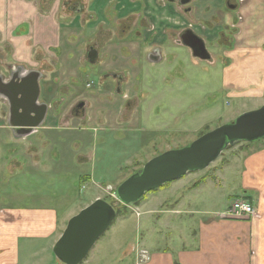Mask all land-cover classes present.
<instances>
[{
    "label": "rangeland",
    "instance_id": "374dc122",
    "mask_svg": "<svg viewBox=\"0 0 264 264\" xmlns=\"http://www.w3.org/2000/svg\"><path fill=\"white\" fill-rule=\"evenodd\" d=\"M253 1L254 3H251L252 0H230L231 4H235L236 8L234 9L231 6L223 7V0H192L186 6L191 11L189 17L184 19L186 23H188L187 21L197 22L194 25V32L203 40L210 55L209 61L193 58L187 47L179 42H172L165 35H159L155 42L161 43L162 55L158 62L152 64L147 57L146 44L142 41L141 36L129 34L126 39L118 40L115 37L108 43L112 48H110V52L102 54L104 61L101 64L81 63L78 70L81 76L77 79L76 91L93 102L97 101L96 97L101 96L100 99L103 100V103L95 105L92 114L87 115L83 113L75 116L72 112L73 106L67 116L69 120L68 124L64 125L66 127L57 133L49 132L46 137L68 139L69 143L61 149L62 164H66L67 168L71 169L68 172L70 175L75 172L77 177L90 176V182L83 178L76 179L75 182L68 180L64 175L66 167H63L64 174H59V176H50L49 173L44 172L41 173V176L48 175L41 177L40 187L34 185L36 188L31 189L30 194L9 195L5 202L2 198L0 206L53 208L58 219H61L64 216L71 218L76 215L89 205L91 202H88L95 196H99L100 198L97 199H102L113 205L120 214L106 232L100 236L85 260L80 264L141 263L149 259L148 254L147 259L139 260L138 251H146L143 249L144 245L147 249L168 247L171 250H176L185 244L188 245L191 241L192 231L196 230L198 222L211 216L210 214L215 210H225L228 196L238 191L237 184L242 162H239L240 167L237 169L235 167L230 169L231 179L221 180L217 173L225 171L222 169L228 162V157L232 155V152L238 153L237 148H229L230 151L226 149L209 167L204 169L207 172L217 170L215 174L212 173L216 176L215 180L208 179L206 184L199 185L204 177L202 170L189 172L156 191L146 193L137 204L129 205L125 209L115 198V190L122 181L139 171L152 158L166 151L185 147L196 140L203 127L207 126L209 131L213 130L230 123L241 113L257 109L264 104V91L261 92V98L248 99L243 96L237 98L239 92L236 89L235 94L231 92L226 72L227 66L230 65L226 54L231 53L233 49L242 50L247 44L257 43V49L264 52V17H262L264 16V0ZM43 2L44 0L40 3L44 4ZM116 3L117 0H98L95 3L97 9L94 11L96 18L105 14L103 9L98 12L99 6L115 5ZM92 4L94 5V3ZM62 5L63 2L61 4L62 12L67 13V7L70 10L74 2L69 0L65 2V6ZM140 5L144 10L145 4L140 3ZM149 6L152 11L153 8L156 9L157 5L155 3L149 4ZM249 6L258 10V15L252 21L247 18L248 14L252 13H248ZM209 8L211 10L205 12ZM139 12L143 15L141 9ZM151 14L153 13L145 12V16H143L149 19L154 17ZM105 17H107L106 14ZM96 18L94 17L93 24L97 23ZM153 21L150 24L154 26L155 30L149 34V39L146 40L147 44L152 41V37L157 32L161 31V28L157 26L160 20L154 17ZM216 21L220 34L207 40L204 39L205 36L196 28L197 24L204 23L205 28L210 30ZM253 24H259L260 33L249 35L247 29L249 26L253 29L255 26ZM87 32L85 29L74 34V40L71 42L73 50H80L84 43H87V39L94 37V35H88ZM177 34L178 31L175 34L176 40ZM160 37L163 38L157 40ZM129 41H132L137 48L135 51L137 59L133 63H127L128 83L126 87L121 85V93L116 94L114 93L116 83L111 77L106 78L105 82L108 88L104 89L102 93L106 95L110 93L112 98L110 99L100 92L92 97L91 93L99 87L102 77L108 75L107 65L117 61L116 64L121 66L125 60L118 61V56H129L126 48H123L124 43H129ZM242 53L245 51L240 53V56L244 57ZM238 70L239 68H237ZM86 82L90 87H85ZM111 88L114 89L111 90ZM259 93L260 91H257V94ZM129 101L136 103L135 107L132 106L128 109L130 113L124 116L125 120H130L129 123L120 121L122 124L119 126L110 122L107 124L106 121L100 123L98 117L102 119L106 115H112L117 112V107L124 110ZM99 102L101 103V101ZM66 103L67 99L66 102L61 103L62 108L66 107ZM0 107L5 108L1 101ZM86 107L87 105L84 109ZM97 109H100L99 113H97ZM119 117H121L120 114L117 118ZM72 127H76V129L73 130ZM39 134L42 132L40 131ZM17 139L9 130L0 129V178L2 180L10 181L8 178L12 174L10 175L9 164L12 159L18 158L22 163L27 158L24 154V145H27V141L22 140L35 141L38 137L30 135L19 139L20 143L14 142L18 141ZM75 140L83 142V145L78 149H82L89 157L87 163L78 170L71 165L74 164V158L78 153V150L72 147V142ZM3 142L11 143L7 147H3L1 146ZM49 155H52L51 152ZM222 156L225 158L222 159ZM23 165L25 168L18 167L12 170L15 182L19 186L21 183L27 182L25 178L29 175V171H26L27 164ZM33 174L29 175L32 183L37 181L33 180L37 173ZM195 183L197 185L192 186ZM171 209L179 211V214L150 213V210L164 212ZM188 211H192V213L185 214ZM23 263L60 264L49 249V241H31L24 250H20V264Z\"/></svg>",
    "mask_w": 264,
    "mask_h": 264
},
{
    "label": "crops",
    "instance_id": "0c3cea01",
    "mask_svg": "<svg viewBox=\"0 0 264 264\" xmlns=\"http://www.w3.org/2000/svg\"><path fill=\"white\" fill-rule=\"evenodd\" d=\"M41 1L0 0V73L9 74L11 71L13 72L11 66H14L16 70L17 68H23L27 71H39L42 76L38 82L40 86L38 102L47 106L44 121L36 131L28 135H37L38 139H35V141L22 140L27 141V145H24V154H26L25 157L27 158L22 163L19 162L18 158L12 159L9 164L10 175L12 174L8 178L10 181L0 178V199L3 198L4 202L9 195L30 194V190L36 188L34 185L40 187L41 177L48 175L41 176V173L46 172L50 176L63 175V167H66L64 175L68 180L70 179L74 182L76 179L81 180L82 178L85 181L91 180V177L86 175L77 177L75 172L71 173V176L68 173L71 169H68L66 164H62L61 149L69 143L68 139H64V141L51 136L49 138L46 137L49 132L57 133V131L66 127L64 125H67L69 120L67 116L70 114L71 108L78 102H84V108L87 105L83 111L85 115L92 114L95 105L98 106L103 103V100L100 99L101 96L99 99L96 97L97 101L93 102L76 91L77 79L81 76L78 72L79 65L87 62L86 51L89 47L93 48L97 54V61L93 65H99L104 61L102 54L110 52L112 47L108 43L113 38L116 37L118 40H123L129 34H133L138 37L141 36L142 41L145 42L147 57L156 49L162 55L161 43L155 44L154 37L150 43H146L147 38L149 39V34H151L147 32V27L151 22H154V17L148 19L144 16L145 12H154V8L150 11L152 8L149 6V4L153 5V0H117L115 5L99 6L98 12L103 9L107 17L103 14L102 17L97 16V18L94 11L97 9L95 3L98 0H72V2L78 3L82 7L80 13L71 12L68 7L67 13L62 12V2V6H65V2L69 0H44V4H41ZM90 3L91 5H89ZM140 3L145 4L144 10ZM251 3H254V1L252 0ZM140 9L143 11L144 16L139 12ZM209 10L211 8L205 12ZM249 12L252 13L248 14L249 17L247 18L252 21L258 15V10L249 6ZM138 15L139 17L141 16V19ZM151 15L153 16V14ZM147 16L150 15L147 14ZM186 16L189 17V14ZM94 17L97 19L96 24H93L95 21ZM162 24L164 25V23ZM217 25L216 21L213 28L201 31L205 36L204 39L207 40L216 34H220ZM253 25H255L253 29L250 26L247 29L249 35L260 33L259 24ZM85 29H87L88 35H94V37L87 39V43H84L80 50H73L71 42L74 40V34H78ZM167 32L170 35L168 39L176 42L175 34L177 31L168 28ZM173 34L174 36H171ZM257 47V43L254 45L247 44L242 50L233 49L231 53L226 54L230 60V65L227 66L226 71L228 83L231 86L232 93L235 94V89L238 90L237 98L238 96L248 99L259 98L261 92L263 93L264 91V52L262 50L259 51ZM103 48L104 50H102ZM123 48H126L129 56H118V61L121 59L125 61L121 63V66L116 64L117 61L108 64L106 72L108 74H119L122 77L121 85L126 87L128 83L126 77L127 63L135 62L137 59L135 55L137 48H135L132 41L124 43ZM243 51H245V53H242L244 57L240 56ZM240 57L241 59H239ZM237 68H239L238 71ZM102 78L99 87L94 90L96 92L95 95H91L95 97L100 92L111 99L112 95L110 93L107 95L102 93L104 89L108 88L106 87V78ZM87 86H89L88 82H86L85 87L87 88ZM113 89L111 88V90ZM111 90L110 92L113 93ZM257 91H260V93L257 94ZM66 99V107L62 108L61 103L66 102ZM135 104L133 101H129L124 110L117 107V112L112 115H106L102 119L98 117V120L100 123L106 121V123L110 122L116 124V126H119L124 121L129 123L130 120H125L124 116L130 113L128 109L132 106L135 107ZM85 110H87L86 113ZM97 110V113H99L100 109ZM119 114L121 117L117 118ZM75 119L78 118L75 117ZM81 121L83 122V120ZM0 129L10 131L8 111L6 108L2 109L1 107ZM71 129L75 130L76 127ZM40 131L42 134H39ZM19 139L21 138L19 137L18 141L14 142L20 143ZM10 143L3 142L1 146L7 147ZM82 143L78 140L72 142V147L78 150L74 158V164H71L76 170L89 160V157L85 155L86 153L82 149H78L83 145ZM234 148H237L238 153L232 152V155L228 157V162L222 169L225 171L207 172V170H202L204 179H201L202 182L199 185L206 184L208 179L215 180L216 176L212 175L215 172L218 173L221 180L231 179L230 169L232 167L237 169V167H240L238 165L239 162H242L237 184L238 191L228 196L225 209L235 199H244L253 206L257 212L256 217L241 220L218 218L215 214L222 211H219V209L215 210L210 214L211 216L198 222L196 230L192 231L191 241L188 245H182L176 250H171L168 247L147 249L144 245L143 249L148 252L149 259L141 263L135 262V264H264V140L250 145L238 144L230 149ZM230 149L227 151H230ZM50 152L52 155H49ZM224 158L222 156V159ZM23 164H27L26 171H29V175L37 173L33 177V180L37 181L32 183L28 175L25 178L27 182L21 183V186H19L15 182L14 171L12 170L18 167L25 168ZM196 185L197 183L192 186ZM97 198L100 197L95 196L88 203L93 202ZM150 211L152 214H179V211L174 209L164 212ZM187 213L190 214L192 211L185 212V214ZM69 219L70 217L68 216L58 219L53 208L0 206V264H20V250H24L31 241H49V249L52 252V247L60 237ZM166 226L168 227V225Z\"/></svg>",
    "mask_w": 264,
    "mask_h": 264
},
{
    "label": "water",
    "instance_id": "95a60500",
    "mask_svg": "<svg viewBox=\"0 0 264 264\" xmlns=\"http://www.w3.org/2000/svg\"><path fill=\"white\" fill-rule=\"evenodd\" d=\"M190 0H182L187 4ZM192 57L210 60V55L201 38L190 30L180 37ZM150 62L160 60L158 50L148 56ZM95 59L89 60L93 63ZM24 69L11 73V82L3 84L0 79V96L8 103L9 127L23 133L17 138L29 135L44 121L47 106L38 103V80L40 74L30 71L25 78L19 77ZM31 78L29 81L28 79ZM19 81V82H18ZM27 91L25 93L23 91ZM264 139V104L254 110L238 115L232 122L206 132L189 145L177 150L166 151L148 162L142 168L122 181L115 190L121 205L138 202L146 193L157 190L167 183L180 179L189 172L206 169L227 148L237 143H254ZM116 217L113 205L96 199L72 216L66 223L60 237L52 247V253L60 264H80L110 227Z\"/></svg>",
    "mask_w": 264,
    "mask_h": 264
},
{
    "label": "flooded vegetation",
    "instance_id": "af4514ba",
    "mask_svg": "<svg viewBox=\"0 0 264 264\" xmlns=\"http://www.w3.org/2000/svg\"><path fill=\"white\" fill-rule=\"evenodd\" d=\"M181 1L182 0H153V4L156 3V5H157L156 6V9L153 12V16L155 18H157L158 20H160L157 23V26H158V28L159 27L161 28V31H159V32H157L155 34V36H154V39L155 40H156V38L159 35H161V36L162 35H165V37L170 36L169 33L167 32V30L169 28V29H171L173 31H176V30L178 31L176 42L177 43L179 42L181 44V41H180L181 35L186 30L192 31V29H189L188 26L190 24H192V23H197V22L187 21L188 23H186V20L184 19V18L187 17L186 15L189 14L190 11H191V9L189 7L186 8V6H188L192 2V0H190L189 3H187V4L186 3L185 4H181ZM75 5H76V7H75ZM222 5H223V7H225V6L230 7L231 6L233 9L236 8L235 7V4H231L230 3V0H223V4ZM70 10L72 12H74V13H80L82 11V7L78 3H74V5L72 6V8ZM138 17H139V15H138ZM148 22H150V20H148ZM162 23H164V25ZM154 30H155L154 26L151 25V24H149V26L147 27V32L148 33H153ZM192 32L194 33V31H192ZM194 34H196V33H194ZM171 36H174V34L171 35ZM162 38L163 37H160L157 40H161ZM158 42H156L155 44H158ZM160 42H162V41H160ZM156 50H158V49H156ZM156 50H154V51H156ZM96 56H97L96 51L93 50V48H90L89 47L88 50L86 51V60H87V62L90 63L89 60L95 59V61L93 63H90V64H95L96 61H97L96 60ZM158 56L161 59V54H160V51L159 50H158ZM11 68L13 69V72L11 71L9 74L8 73L7 74H5V73L1 74L0 73V79H1V81H2L3 84H6L7 85V84H9L11 82V73H17V72H19V69L17 68V70H16V68L14 66H11ZM30 71H34V70H28V71L27 70H24L23 71V74L22 73H19V77H22L23 76L25 78L26 76H28L30 74ZM35 72H37V73H39L41 75V73L39 71H35ZM41 76H40V78H41ZM110 77L116 83V87H115V92L114 93L120 94L121 93L120 86H121L122 77L119 74H116V73H109L107 75V77H105V78H110ZM40 78H39V80H40ZM28 80L30 81L31 78H29ZM39 80H38V82H39ZM38 89H39V92H40L39 83H38ZM23 92H24V95H25V93H27V91H23ZM91 94L95 95V92H92ZM38 96H39V94H38ZM97 99H99V96L97 97ZM0 101H1V104L8 111V103H7V100L4 97H1L0 96ZM83 111H84V102H82V101L78 102L73 107V110H72V112H73V114L75 116H77L79 114H83ZM8 122H9V115H8ZM36 129L34 131H36ZM10 132H12L13 135H15V136H20L23 133V131H21V130H18V129L15 130V129H11V128H10ZM26 136H28V135H26ZM26 136H22V137H26ZM22 137H20V138H22Z\"/></svg>",
    "mask_w": 264,
    "mask_h": 264
},
{
    "label": "built area",
    "instance_id": "2783aa9c",
    "mask_svg": "<svg viewBox=\"0 0 264 264\" xmlns=\"http://www.w3.org/2000/svg\"><path fill=\"white\" fill-rule=\"evenodd\" d=\"M196 23H192L188 26L189 29L194 31ZM196 28L199 31L205 30V25L198 23ZM257 212L253 208L251 204L247 201L242 199L234 200L223 212L216 213L215 216L218 218H226V219H234V220H241V219H249L256 217ZM139 252V260L147 259L148 252L144 250H140Z\"/></svg>",
    "mask_w": 264,
    "mask_h": 264
},
{
    "label": "trees",
    "instance_id": "16d2710c",
    "mask_svg": "<svg viewBox=\"0 0 264 264\" xmlns=\"http://www.w3.org/2000/svg\"><path fill=\"white\" fill-rule=\"evenodd\" d=\"M209 131V128L207 127V126H205V127H203L202 129H201V131H199V135H198V137H200L201 135H203V134H205L206 132H208ZM263 140V139H262ZM259 141H261V140H259ZM259 141H257V142H259ZM238 144H243V145H250V144H252V143H237V145ZM228 149V148H227ZM163 187V186H162ZM154 191H156V190H154ZM140 201V200H139ZM138 201V202H139ZM138 202H136L135 204H137ZM134 204V205H135ZM121 207L123 208V209H125L126 208V206H124V205H121ZM115 212H116V217L120 214V212L117 210V209H115ZM115 217V218H116Z\"/></svg>",
    "mask_w": 264,
    "mask_h": 264
}]
</instances>
